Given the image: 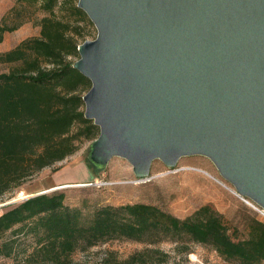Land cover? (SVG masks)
<instances>
[{
    "label": "water",
    "instance_id": "95a60500",
    "mask_svg": "<svg viewBox=\"0 0 264 264\" xmlns=\"http://www.w3.org/2000/svg\"><path fill=\"white\" fill-rule=\"evenodd\" d=\"M77 6L97 30L73 63L91 82L84 116L99 127L88 161L101 169L119 156L146 180L155 159L205 155L264 214V0Z\"/></svg>",
    "mask_w": 264,
    "mask_h": 264
},
{
    "label": "trees",
    "instance_id": "16d2710c",
    "mask_svg": "<svg viewBox=\"0 0 264 264\" xmlns=\"http://www.w3.org/2000/svg\"><path fill=\"white\" fill-rule=\"evenodd\" d=\"M23 3L36 4L49 15L38 20L39 36L0 51V64L8 66L0 72V197L72 154L77 140H94L99 134V127L84 116L80 92L91 82L71 60L79 56L82 36L70 18L89 25L92 21L76 3L72 15L58 17L59 0H16L0 20V41L24 21L8 23ZM37 193L0 214V236L13 231L29 241L19 251L15 245V264H90L74 260L72 254L113 239L138 241L144 247L121 261L100 264H154L155 257L164 262L169 254L159 244L165 241L186 250L191 242L204 244L232 264H264V221L257 218L247 220L244 238H236L238 227L230 230L209 204L183 218L145 202L104 204L86 214L65 203L64 191ZM13 247L11 239L3 240L0 254L11 255Z\"/></svg>",
    "mask_w": 264,
    "mask_h": 264
},
{
    "label": "rangeland",
    "instance_id": "374dc122",
    "mask_svg": "<svg viewBox=\"0 0 264 264\" xmlns=\"http://www.w3.org/2000/svg\"><path fill=\"white\" fill-rule=\"evenodd\" d=\"M59 2L61 7L55 9V14L58 17H68L72 15L71 6L77 4L78 0ZM15 4L16 0H0V20ZM18 8L20 12L8 17V23L22 19L24 21L16 29L4 33L0 41V51L13 48L23 39L39 36L38 20L44 15H49L36 4L23 3L19 4ZM70 19L80 26L76 30L82 36L79 38L81 43L96 37L97 30L93 23L89 25L81 20L76 21L75 16ZM77 58L71 60L75 61ZM6 70L8 66L0 64V72ZM88 88L85 87L80 92L85 93ZM73 130L76 131L77 126H74ZM92 141L84 137L77 140L78 148L72 154L43 169L13 192L1 196L0 214L21 200L18 197L21 192L26 198L32 193L61 190L65 192L66 204L71 207L79 206L86 214L104 204L145 202L183 218L198 207L209 204L224 216L230 230L234 226L238 227L236 238L245 237L247 220L257 218L264 221V214L235 194L232 191L234 186L221 176L213 161L205 155L182 156L174 167H167L160 159H155L150 168L151 177L138 180L131 163L119 156L112 157L104 168L93 166L88 161ZM55 187L59 188L51 190ZM8 239L12 240L14 249L9 256L0 254V264H15V245L19 251L29 243L24 233L15 235V232L7 231L0 236V244ZM189 244L190 248L186 250L184 247L175 249L171 242H161L160 249L168 252L169 257L161 263L157 257L152 260L154 264H232L209 246L192 242ZM143 247L144 244L138 241L113 239L92 246L86 251H76L72 258L77 261L86 260L90 264H100L106 259L112 262L121 261Z\"/></svg>",
    "mask_w": 264,
    "mask_h": 264
},
{
    "label": "bare ground",
    "instance_id": "6f19581e",
    "mask_svg": "<svg viewBox=\"0 0 264 264\" xmlns=\"http://www.w3.org/2000/svg\"><path fill=\"white\" fill-rule=\"evenodd\" d=\"M229 189H231V188H229ZM232 190V189H231ZM233 191V190H232ZM235 193V192H234ZM24 195V193L23 192H21V194L18 196V197H22ZM246 201V200H245ZM250 206H252L248 201H246ZM253 207V206H252ZM254 208V207H253Z\"/></svg>",
    "mask_w": 264,
    "mask_h": 264
},
{
    "label": "built area",
    "instance_id": "2783aa9c",
    "mask_svg": "<svg viewBox=\"0 0 264 264\" xmlns=\"http://www.w3.org/2000/svg\"><path fill=\"white\" fill-rule=\"evenodd\" d=\"M24 198H25L24 196L20 197L21 200H23Z\"/></svg>",
    "mask_w": 264,
    "mask_h": 264
}]
</instances>
